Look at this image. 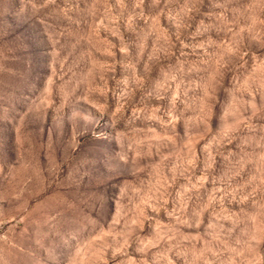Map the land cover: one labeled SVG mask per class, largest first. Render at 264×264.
<instances>
[{"label":"rangeland","instance_id":"374dc122","mask_svg":"<svg viewBox=\"0 0 264 264\" xmlns=\"http://www.w3.org/2000/svg\"><path fill=\"white\" fill-rule=\"evenodd\" d=\"M0 264H264V0H0Z\"/></svg>","mask_w":264,"mask_h":264}]
</instances>
